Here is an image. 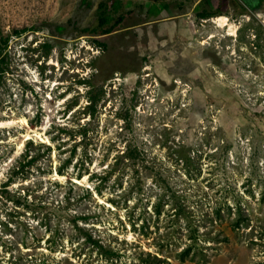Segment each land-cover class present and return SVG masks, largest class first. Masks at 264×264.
Returning <instances> with one entry per match:
<instances>
[{
	"label": "rangeland",
	"instance_id": "rangeland-1",
	"mask_svg": "<svg viewBox=\"0 0 264 264\" xmlns=\"http://www.w3.org/2000/svg\"><path fill=\"white\" fill-rule=\"evenodd\" d=\"M107 1L0 0V264L264 263V0Z\"/></svg>",
	"mask_w": 264,
	"mask_h": 264
},
{
	"label": "trees",
	"instance_id": "trees-1",
	"mask_svg": "<svg viewBox=\"0 0 264 264\" xmlns=\"http://www.w3.org/2000/svg\"><path fill=\"white\" fill-rule=\"evenodd\" d=\"M121 9V3H120V0H108L106 3H100L98 5V11L100 12V14L103 16V17H100L99 19V25L100 26H105L107 24H109L110 22V12L111 13H118L119 10ZM203 18L206 17V15H202ZM124 15H120L116 21V23L112 26V27H109V28H103L102 29V34L105 35V34H111L113 33L114 30H112L115 26L119 25L123 20H124ZM1 49V48H0ZM245 220L244 217H240L237 221L234 222V224L236 226L239 225L240 221L243 222ZM264 230V228H263ZM264 233V231H263ZM264 247V245H262ZM186 252V250H185ZM255 264H264V263H255Z\"/></svg>",
	"mask_w": 264,
	"mask_h": 264
},
{
	"label": "crops",
	"instance_id": "crops-1",
	"mask_svg": "<svg viewBox=\"0 0 264 264\" xmlns=\"http://www.w3.org/2000/svg\"><path fill=\"white\" fill-rule=\"evenodd\" d=\"M184 21V20H183ZM181 25L183 24L185 27H188L189 28V26H190V21L188 22V21H184V22H181L180 23Z\"/></svg>",
	"mask_w": 264,
	"mask_h": 264
}]
</instances>
